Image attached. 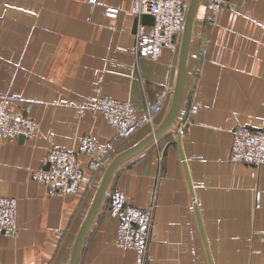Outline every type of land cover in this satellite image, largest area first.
Returning a JSON list of instances; mask_svg holds the SVG:
<instances>
[{
    "label": "crops",
    "instance_id": "crops-1",
    "mask_svg": "<svg viewBox=\"0 0 264 264\" xmlns=\"http://www.w3.org/2000/svg\"><path fill=\"white\" fill-rule=\"evenodd\" d=\"M133 5L0 0V94L17 96L11 108L39 126L33 139L0 141V196L18 201L19 226L16 237L0 235V264H69L106 167L164 119L180 47L155 61L137 57ZM111 7L120 9L116 17L106 15ZM209 15L201 0L175 129L118 168L78 264H137L134 250L115 246L112 191L135 207L156 202L147 264H264V165L230 161L233 129H264V0H224L215 21ZM140 22L152 33V17ZM101 96L132 102L138 116L160 98L164 107L125 138L100 113L79 116ZM87 134L98 150L78 156V194L47 195L31 171L54 148L77 151Z\"/></svg>",
    "mask_w": 264,
    "mask_h": 264
},
{
    "label": "built area",
    "instance_id": "built-area-1",
    "mask_svg": "<svg viewBox=\"0 0 264 264\" xmlns=\"http://www.w3.org/2000/svg\"><path fill=\"white\" fill-rule=\"evenodd\" d=\"M190 1L133 0L134 5L130 13L140 23L135 33L137 57L155 61L159 59L163 50L179 49ZM205 1L210 20L215 21L224 0ZM119 11V8L111 7L107 9L106 15L116 17ZM143 16L153 18L152 33H147L145 25L140 22ZM18 100L17 96L0 94V141L14 142L21 136L25 139L37 136L38 123L25 111L11 108V104ZM163 107L164 99L160 98L148 104L144 113L138 116L132 102L101 96L78 108V114L82 116L89 111L100 113L116 133L128 138L144 124L153 123ZM176 132L182 135L183 127L176 128ZM107 147L111 149V143H107ZM97 150L98 142L94 136L84 135L77 151L66 148L52 149L46 155L43 165L31 171V177L45 185L46 194L49 196L77 195L80 185L84 182V167L79 163L78 156L93 157ZM230 161L254 167L264 165V129L250 127L233 129ZM106 198L110 211L118 220L115 246L123 250H134L137 264H147L150 257L149 246L156 226L155 200L146 207L139 208L129 204L119 191H112ZM17 211L16 198L0 196V235L9 237L18 235Z\"/></svg>",
    "mask_w": 264,
    "mask_h": 264
},
{
    "label": "water",
    "instance_id": "water-1",
    "mask_svg": "<svg viewBox=\"0 0 264 264\" xmlns=\"http://www.w3.org/2000/svg\"><path fill=\"white\" fill-rule=\"evenodd\" d=\"M201 0H191L188 11L185 18L183 35L180 43L179 49V60H178V69H177V78L175 87L173 90V96L166 112V115L162 122L155 128V130L150 133L146 138L140 141L135 146L119 153L114 159L110 162V164L106 167L104 176L100 182V185L97 188L94 200L91 204L89 212L82 224V227L77 235L75 245L73 248L72 256L69 264H78L82 252V248L85 242V239L88 235V232L91 228V225L105 199L108 187L118 170V168L124 164L129 159L135 157L136 155L142 153L151 145H153L157 140H159L163 135H165L168 131L173 130L175 128L174 122L176 121V117L178 115L185 87H186V67L187 61L189 57L190 51V41L192 37V30L194 19L196 16L197 9L199 7ZM146 17V16H145ZM148 17V16H147ZM21 140H25L24 136L19 137Z\"/></svg>",
    "mask_w": 264,
    "mask_h": 264
}]
</instances>
